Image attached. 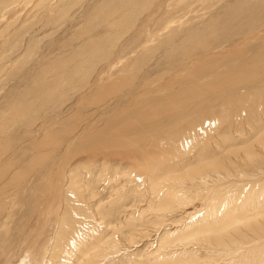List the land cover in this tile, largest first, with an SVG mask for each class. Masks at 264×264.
I'll return each mask as SVG.
<instances>
[{
  "label": "rangeland",
  "instance_id": "rangeland-1",
  "mask_svg": "<svg viewBox=\"0 0 264 264\" xmlns=\"http://www.w3.org/2000/svg\"><path fill=\"white\" fill-rule=\"evenodd\" d=\"M20 1L15 3L16 6L10 3L0 7V116H5L7 119L0 129V134H6L4 142L8 144V151L12 154L6 155L5 158H8L15 168L7 172L0 182L2 196L0 197V264H51V260L52 264H77L80 263L82 253L72 255V248L82 246L81 241L85 242L92 235L95 239H91V244L101 242L105 248L100 251L105 254L110 253L106 258H102L105 261L100 259L102 256H97L90 260L91 264H149L150 251L155 250L162 243V234L166 229L162 231V228L172 227L173 220L178 219L183 211L201 210L204 198L211 199L215 195V192L206 193L209 189L204 191L203 184L198 180L178 181L189 178L186 175L194 165L202 161L217 162L218 160L213 161L216 157L223 162L224 166L217 171L220 176L212 170L207 172L211 175L204 181L205 188L209 185L214 189L216 186L234 181L250 188L261 186L264 181V82L260 79L261 72L257 73L252 69L254 81L249 82L247 79L244 84L234 89V93L237 91L235 96L238 102L236 104L234 101L235 105L230 107L224 108L220 98L214 99V96L223 93L225 88L218 92L206 87L201 95L191 100L195 110L203 107L200 112L198 111L200 114L197 119L192 116V109L188 117L181 116L180 112L183 110L178 109L183 107L169 111L168 105L163 107V104L158 102L155 103L157 109H151L154 103L152 106L148 104L147 107L139 109L138 115L132 104L128 105V109L125 108L128 102L126 100L135 91L144 94L141 96L142 99L158 95L163 100L169 94H177L179 90L185 88L192 90L208 84L213 80V74L231 75L233 67L246 63L257 65L251 62L257 58L260 62L264 61V32L257 40L235 47L245 35L260 26L259 23L256 25L257 21L264 22V10L254 12L259 0H156L153 8L144 10L136 16L133 25L125 22L124 16L118 13L120 8L116 1L109 6L106 0H75L74 5H71L70 1L58 0H45V2L38 0L43 5L37 4L36 0ZM111 12H114L113 16ZM118 15L120 16L117 17ZM115 18L122 20V24L119 28L109 27V23ZM167 20L169 23L166 22ZM165 25L168 27L164 28ZM258 30L260 27L255 29ZM193 31L206 32L203 45L186 38L187 34ZM96 40H103L106 44L112 42L113 46L110 45L111 47L104 50L101 61L90 59L87 61V66L95 63L99 68H103L106 63L118 61L109 74L111 73L110 75L116 78L115 81L120 83L116 84L115 88L109 89V93L100 98V103L91 104V101L86 99L82 104H78L76 101L82 85L64 80L61 84L62 89L51 95L53 103L61 104L62 107L47 108L43 101L33 103L40 84L60 78L58 74L66 65L79 57L78 50L80 51L87 42ZM219 49H226L228 52L241 49L243 55L236 58L231 52L219 55L218 58H210L218 61H215L216 64L212 67L204 69L201 74L194 67L184 70V65L189 64L190 59L198 61L197 59L200 58L202 62L211 63L208 59L210 56H206L207 53H214ZM42 80L47 81L42 82ZM85 80L86 78L83 79ZM218 82L216 85L220 87L221 84ZM235 96L232 99H235ZM69 108L74 113L66 115L65 112ZM17 110L20 111L19 115L9 118L7 113ZM147 111L157 112L159 117L156 116L151 121L134 119V116H141V113ZM116 120L123 127L129 124L127 126L129 137L139 133L140 137L146 138L142 154L134 157L132 154L120 152L117 155L104 156L102 153L93 154L91 147L89 153L75 155L66 169V174H71L76 183L68 186L64 182L62 201L56 209L57 200L48 199L46 174L57 165L64 146L75 144L76 141H73L75 139L70 140L73 136L69 134L70 131H81L84 126L93 123L98 127L104 125V128H110L108 131L105 129L108 136L110 135L109 138L114 132L121 137L123 135L112 128ZM189 120L194 121L190 126L187 125ZM204 121L208 131L206 132L205 128L204 133L200 132L202 136H198L197 132L196 137L191 140L193 131L197 126H202ZM39 125L44 127L40 129ZM41 130L49 131L59 140L50 159L35 163V158L32 157L35 152L33 154L30 147L33 142L31 139L34 133ZM127 132L124 130L125 135ZM175 133H178V136ZM173 135H175L174 139L171 138ZM186 139L191 141L194 148L189 143L187 149L179 150L178 153L176 149L178 140ZM23 142L25 143L22 147H19ZM73 147L74 155L78 152V147H74L75 149ZM248 153L253 154L252 159L245 156ZM121 156H124L122 160L118 158ZM199 156L205 160H199ZM72 167L74 168L71 171ZM124 171L131 173L132 178L138 176L141 180L144 176V181L132 186L134 181L127 183L129 179L126 178V184L121 186L120 181L123 183V179L128 175ZM15 172L22 173L24 177L22 182L16 185L9 179ZM227 172L228 175H225ZM192 177L197 179L199 176L196 173ZM215 177L217 181H214ZM182 183L193 186L200 183V189L190 190L186 194V199L176 197L165 203L154 201L153 192L162 189L164 193L168 187L180 186ZM118 196L120 200L114 203ZM221 199L220 197L218 201ZM149 201L155 214L179 207L184 210L165 217L160 223L161 220H157L147 209ZM64 203L69 207L64 206ZM62 206L68 207L70 212H75L77 217L73 216L72 219L75 220L71 229L66 228L65 231L68 229L66 233L63 232L65 237L62 235L63 238L62 236L59 238L56 234ZM141 209L145 210L142 217H139L137 214ZM7 211L9 219L3 221L2 219L6 217L3 216V212ZM39 213L42 218L37 217ZM53 214H56V218ZM196 221L197 219H194L192 222L196 223ZM44 223H48L47 226H44ZM106 224L110 225V229H106ZM213 228L216 226L207 225L194 231L189 230L187 235L184 234L183 239ZM34 232L37 235H34ZM79 234L81 240L78 241ZM86 236L88 239L85 240ZM26 237L33 238L29 244L30 248L26 246L27 241L24 239ZM109 240H115L117 251L108 247ZM61 242L67 245H62ZM57 246H60L59 250ZM94 246L96 244L91 248ZM197 250V259H205L206 248L199 246ZM53 251L56 254L60 252L57 254L58 257ZM96 251L94 249L92 254ZM194 259L184 261L190 264ZM84 264L89 263L84 261Z\"/></svg>",
  "mask_w": 264,
  "mask_h": 264
},
{
  "label": "bare ground",
  "instance_id": "bare-ground-1",
  "mask_svg": "<svg viewBox=\"0 0 264 264\" xmlns=\"http://www.w3.org/2000/svg\"><path fill=\"white\" fill-rule=\"evenodd\" d=\"M19 1L20 0H0V7H2L3 5L4 6L9 5L10 3H12V4H14V6H16L15 3L19 2ZM23 1L26 2V0H23ZM40 1L41 0H39V2ZM58 1H61V2L70 1L71 5H74L76 3L75 0H58ZM80 1H82V0H80ZM113 1L117 2L118 6L120 8L118 13H120V15L122 14L124 16L125 22L132 23L131 25H133L134 21L136 20V16L139 15L144 10L153 8L155 6L156 0H106V4L109 6V4L112 3ZM199 1H205V0H199ZM259 1H260L259 3H258V1L256 2L258 4H256V6H255L256 8H255L254 12H259L261 10H264V0H259ZM20 2H22V1H20ZM36 2H38V0H36ZM39 2L37 4H40ZM44 2H45V0H44ZM12 4H11V6H12ZM40 5H43V4L41 3ZM53 5H54V3H53ZM57 8H59V7H57ZM53 9L55 10V8H53ZM252 9H253V7H252ZM252 9H251V11H252ZM59 10L61 11V5H60ZM113 13L114 12L110 13L111 16H113ZM120 15H118L117 17H119ZM166 22H168V20ZM257 23H259L258 25H260V26L255 27L254 31L252 33H250V34L246 33L247 35H245V36L243 35L244 37H243L242 41L235 44V47L236 46L240 47L245 42L249 43L252 40H257L259 38L260 34L261 35L263 34L262 32H264V25H263L264 22L263 21L262 22L257 21L256 25H257ZM121 24H122V20L115 18L113 21H111L109 23V27L119 28ZM249 25H252V23H249ZM166 27H168V25L164 26V28H166ZM259 27H260V30L255 31V29L257 30V28H259ZM204 34H206L205 31H201V32L200 31H196V32L193 31V32L188 33L186 38L190 41H196L198 43H201V45H203L204 44L203 41L205 38ZM186 42L187 41H185V43ZM107 43L108 44H106V42H104L103 40H101V41L96 40V41H89V42H87V44L82 46L81 47L82 49L80 48V51L78 50V52L80 54L79 57H76L77 55L74 56V58L76 57L75 58L76 61L73 60L72 63L67 64L66 67L63 69V71H61L58 74L60 76V78H58V79L54 78V79H56L55 81H48V82H46L47 80L46 81L42 80V82H46V83H42L38 87L37 94L35 96L36 99L35 98H34L35 100L33 99V101H34L33 103H35L36 101H43L46 104L47 108L52 107V106L62 107L61 104H54L53 103L51 95L54 92H56L57 90L62 89L61 84L64 80H66V82H68V83L76 82L77 85H82V89L78 88L79 89L78 97L76 96L77 97L76 102L78 104H82V102L86 99L90 100L91 104L100 103V101H99L100 98H102L104 96V94H108L110 91L109 89L115 88L117 86L116 84L120 83L119 81H117V82L115 81L116 78L112 77L113 75H110L111 73L109 74V72L111 71V68L118 61L106 63L105 65H103V68H99L98 65L95 63L92 64L91 66H87V61L90 59H94L96 61H98V60L101 61L103 56H104V50L113 46L112 42H107ZM184 47H186V45ZM235 47L233 49H235ZM226 49L225 50L219 49V51L215 50L216 52L214 51V53H207L206 56H208V57L210 56L208 59L213 58V57L218 58L219 55H223V54L226 55V53L232 52V51L228 52V51H226ZM173 52H175V51H173ZM242 55H243V51L241 49H239L238 51L235 50L232 52V56L233 57L236 56V58H238ZM194 59L196 60L197 58L195 57ZM199 59L200 58L197 59L198 61H191V59H190V62L187 61V62H189V64L184 65V70L186 71V70H189L192 67H194L198 70L197 72L201 74L204 71V69L212 67L213 65L216 64L215 61H218L216 59H213V60L210 59L209 61H211V63H205L206 61L202 62ZM257 60L253 59L251 61L252 63H255L257 65H248L246 63V64H241L239 66L233 67V71H232L231 75H220V74L214 75L213 74V77H212L213 80L210 81L208 84H204L203 86H198L196 88H193L192 90H187L188 88H185L183 90H179V92L177 94H174V93L169 94L163 100L158 95H151V96H149L150 100H149V97L146 99L143 98L144 99L143 100L141 96L144 94H140V93L135 91L131 94L132 96L129 97L130 100H129V98H128V100H126L128 102L125 105L126 106L125 108L128 109V105L132 104V106L136 108L135 109L136 115H138L139 109L147 107L148 104L152 106L153 103L157 104V102H158L161 105L163 104V107L165 105H168L169 109H170L169 111L176 110L177 107L178 108L183 107V109L177 108L178 110H183V112H180V114H182L181 116L188 117L189 114L191 115V109H192V116L194 117V119H197L198 115L200 114L199 112L203 107L201 109L197 108V110H195L193 103H191V100L195 96L201 95L203 93V90L206 87H209L210 89H212L214 91H218V92H220V90L222 88H225L226 90L221 94L219 93V95L216 94L214 96V99L220 98L223 102L224 108H225V106L226 107H230L231 105L233 106V105H235V103L237 104V102H238L237 96H235L237 91L234 93V89L238 88L240 84H244V81L247 79H249V82L254 81L253 80V79H255L253 77V75H254L253 71L254 70H252V69H255L257 71V73H259V72L262 73L260 79H262V81L264 82V61L260 62V60L258 58H257ZM209 61H207V62H209ZM184 70L183 71L181 70V71L185 73ZM41 73H42V71H41ZM170 77H172V75ZM85 78H86V80L83 81V79H85ZM168 82L169 81H167V83ZM216 82H218V84H221V86L218 87L216 85ZM165 85H166V83H165ZM164 87H166V86H164ZM171 96H173V97L171 98ZM233 96H235L236 98L232 99ZM165 99H166V101H164ZM234 101H235V103H234ZM226 102H229V103H226ZM31 103H32V101H31ZM156 104L154 106H152L151 109H157L155 107ZM58 105H61V106H58ZM10 107H12V105ZM121 108H122V106H121ZM172 108H174V109H172ZM66 109H65V111H66ZM185 110H186V112H185ZM19 113H20V111L17 110L14 112L11 111V112L7 113V115H9V118H13L16 115H19ZM65 113H66V115L67 114L71 115L74 112L72 110H70V108H69ZM156 113L154 111H147V112H144V114L141 113V116H134V119H137V120L145 119L146 121H151L152 119H155L156 116L159 117V115ZM61 114H64V113H61ZM48 116H50V115H48ZM56 116H58V115H56ZM122 116H124V115H122ZM6 120L7 119L5 116H0V129H2L4 122ZM51 120H53V119L51 118ZM193 120H189V122H188L189 124H187V125L190 126V124H192V122H194ZM205 122L206 121L203 122L204 124H202V126H197L196 129L194 127L195 130L193 131L191 140L196 137L197 132L199 134L198 136H202L200 132L204 133L205 128H206V132L208 131L207 127H205ZM49 125H50V123H49ZM95 125L93 123L92 124L89 123L88 125H86L87 127L84 126V128H82L81 131H78V132H77V130H75L73 132L70 131L69 134H71V135L73 134V136H71L72 138L70 140L75 139L73 141H76V142H75V144L73 143L74 145L73 144L72 145L74 147H76V146L78 147L77 148L78 152L73 155V153H72L74 151V150H72L73 146L65 145L64 149L61 152V157L57 161L58 162L57 165L54 166L53 170L50 169L46 174L47 182H48L47 189L49 191L48 199L50 201H52L53 199L57 200V203L55 204L56 209L59 207V205L61 204V201H62L61 200V197H63L62 196V188L66 185V183L68 184V186L76 183L75 181H73L71 174H69V175L66 174V169L71 164L75 155H77L79 153L80 154L85 153V152L89 153L88 150H90L91 147H93V148L91 149L92 151L91 150L90 151L94 152L93 154L102 153L104 156L117 155L121 152L122 154H132L134 157H137V156H140L144 150L146 138L140 137L139 133H136L137 135L134 137L133 136L129 137L130 134H128V132H127L128 128H129L127 126H129V124H126V127H123V125L121 123H119V121H117V120H116V123L114 125L112 123V125H113L112 128L117 129L119 131L118 133H120L123 136L118 137L117 133L114 132V134L111 136V138H109L110 135L108 136V133H107V131L110 128L106 129L103 127L104 125H102V126L99 125V127L95 126ZM39 127L41 129L44 126L39 125ZM201 127H203V129ZM120 129H122V130H120ZM124 130H126V132H127L126 135L124 133ZM129 131H131V130H129ZM67 134H66V136L69 135V134L68 135ZM111 134H112V132H111ZM175 134H177V136H178V133H175ZM5 135H4V133L0 134V182L2 181L4 176L7 174V172H9L12 169H15L12 167L11 161H9L8 158H5L6 155L8 156L9 154L10 155L12 154V153H9V151H8V146H7L8 144L4 142ZM35 138H36V140H35ZM130 138H131V140H130ZM171 138L174 139L175 135H173V137L171 136ZM180 139L181 138H179V140ZM31 140H33V142H32L30 147H32L31 149L33 151V154L35 152V154L32 157L35 158L34 162L37 163V162H41V161L48 160L51 158L50 155L52 154L53 150L57 147L59 139L57 136L53 135L49 131L41 130L38 133H34L33 138ZM179 140L177 142V148H176V146H174V148H176L178 150L177 151L178 153H179V150H182V149L185 150L186 146H189V143H190V146H192V148H194L191 141L189 142L187 139L184 141H179ZM28 141L30 143V140H28ZM24 143L25 142L20 143L19 147H22V145ZM70 143H72V141ZM175 144H176V142L174 143V145ZM261 147H263V146H261ZM9 150H11V149H9ZM184 150H182V151H184ZM7 151H8V154H7ZM189 151H190V149H189ZM180 153L182 154V152H180ZM244 153H247V152L244 151ZM56 154L59 155L58 153H56ZM190 154H191V152H190ZM91 155H92V153H91ZM252 155H253L252 153L245 154V156L247 158H251ZM92 156H94V155H92ZM89 157H91V156H89ZM122 157H124V156H121L118 158H120L122 160L123 159ZM216 158H214L213 161L218 160L217 162L205 163V161H202L201 163L194 165V168L189 170L187 175H186V177H189V178L178 179L179 182H185L184 180H189V181L198 180L203 184L204 191L206 189H209L208 191H206V193L215 192V195H213V197L211 199L204 198V205H203L201 210H199V211H188V210H186V211L181 212L184 209L179 207L178 209H168L164 212H157L155 214L153 212L155 210H154V208L152 209V207L150 206V201H149V207L147 209H149V211H151L153 213L154 217L157 220H161L160 223L163 222L165 217H168L172 214L174 215V213H176V212H181L180 217L178 219L173 220L174 225L172 227H170V228L165 227V226L163 228L161 227L162 231L164 228H166L164 230L165 233L163 232V234H162V236H163L162 243L159 244L158 248L150 251L149 258H148L149 261L147 260L149 264H186L187 261H184V260H189L191 258H195V259L190 264H194V263L195 264H198V263L199 264H201V263H203V264H264V189H262V187H264V181L262 182L260 187L255 186L252 188L246 187L245 185H240L239 182H235V181L231 182L229 184H223V185L216 186V188H214V189H213V187H211L209 185L207 186L208 188H205V182L204 181L208 180L209 176L211 175V174H207V172L209 173L212 170V171L216 172V175L220 176V174H218L217 171L224 166L222 164L223 163L222 160L219 158H217V159ZM238 158H239V156H238ZM198 159L203 160L204 158L202 159L201 156H199ZM88 163H89V161H88ZM74 166L76 167L78 165H74ZM73 168L74 167L70 168V170L72 171ZM68 171H69V169H68ZM124 172L125 173L127 172L128 175L123 179V183H121V181H120L119 185L121 184V186H124L126 184V181H127V180H125L126 178L129 179V181H127V183H130L131 180L134 181V183H132V186H136L137 184H141L142 180L144 179L143 178L144 176L141 177L140 175L139 176L141 177V180L138 176L136 178L133 176V178H132L131 173H129L128 171H124ZM196 173L198 174L199 177L197 179H194L192 176ZM228 173L229 172L225 173V175H228ZM9 179L12 183H14L16 185L18 182L19 183L22 182L24 177H23L22 173L15 172V173H13L11 178H9ZM9 179H8V181H9ZM214 181H217V177L214 178ZM64 182H65V185H64ZM78 187H80V186L78 185ZM167 189L168 190H166V192H164V193H162V189L159 190L158 192H153L155 194V196L153 197L154 201H162V203H165V202L169 201L171 198H176V197H179L180 199H186L187 198L186 194L189 193L190 190L200 189V183H196L194 186L193 185H184V183H182V184H180V186H175V187L170 186ZM2 190H3V188H2ZM79 190H80V188H79ZM0 197H2L1 194H0ZM220 197L222 199L218 201V199ZM46 199H47V197H46ZM118 200H120L119 196H118V198H116L114 200V203H117ZM2 201H3V199H2ZM63 205L68 206L67 203H64ZM150 207H151V210H150ZM62 208H63L62 209V215H61V218L58 222L59 229H58V232L56 234L59 238H61V236L63 235V232L65 231L66 228L69 229L71 226H73L72 224L75 220V219H72L73 216H75V218L77 217L75 212H70V210H68L66 207H63V206H62ZM144 210L145 209H141L140 211L138 210L137 215H139V217H142L141 215L144 214ZM37 215H38L37 217H41L40 213ZM53 215H54L53 217L56 218V214H53ZM3 216L4 217L6 216V217L2 220L6 221L7 219H9V212L8 211L3 212ZM194 219L195 220L197 219L196 223L192 222V221H194ZM155 222H157V221H155ZM47 224L48 223H44V226H47ZM157 225H159V224H157ZM207 225L208 226H216V228L210 229L209 231L206 230L202 233L194 235L191 238L186 236V238L184 237V239H183L184 234L187 235L188 234L187 232L189 230L194 231L196 228H202V227L207 226ZM1 229H4V228H1ZM41 229H43V228H41ZM78 229H79V227H78ZM106 229H110L109 224H106ZM111 229H113V228H111ZM38 230H40V229L38 228ZM73 230H75V229L73 228ZM166 230H168V232ZM66 231H65V233H66ZM77 231L79 232V230H77ZM34 235H37V233L35 234V232H34ZM166 235L168 237H166ZM57 236H56V239L58 240ZM63 236H62V238H63ZM79 236H80V234L78 235V238H79ZM83 237H85V236H83ZM24 239L27 241L26 246H28L30 248L29 244H30V242L33 241V238L26 237ZM86 239H88L87 236H86L85 240ZM91 239H95V238H93V235L91 238H89L85 242L81 241L82 246H75L74 248H72L73 249L72 255H75L78 252H79V254L82 253L81 257L79 259L80 263L77 262V264H82V263L84 264V261L91 264L92 263V261H90L91 259H94L97 256H102L100 258L102 260V258H106L107 254L110 253V252L106 253V254L102 253L103 251H100V250L105 248L103 246V243L96 242V243L91 244L92 243ZM79 240H81V237L78 239V241ZM75 241H77V240H75ZM70 242L72 243V241H70ZM109 242L110 243L107 242L109 244L108 247L112 248L113 251H117V250H115L117 247L115 240H111V241L109 240ZM55 243H56V241H55ZM58 243H60V242H58ZM61 244H62V242H61ZM95 244H96V246L91 248V246H93ZM64 245H67V244L65 243ZM55 246H53V247H55ZM100 246L101 247L103 246V247L101 248ZM199 246H203L204 248H206L205 259L204 258H202V259L198 258L197 259V252H198L197 247H199ZM59 247L58 246L56 247L57 250H59L58 249ZM190 247H192V248H190ZM63 249H64V247H63ZM94 249H96L97 251L95 252V254H92ZM60 250H61V248H60ZM62 252H64V251H62ZM67 252H68V250H67ZM58 253H60V252H57V254ZM65 253H66V251H65ZM68 253H66V254H68ZM57 254H56V257H58ZM70 257H71V255H70ZM49 259L51 260V258H49ZM82 260H84V261H82ZM107 260H108V258H107ZM47 261H49V260H47ZM102 261H105V260H102ZM52 262L53 261L51 260V264H52ZM62 262H63V260H62ZM98 262H100V261H98ZM54 263H55V261H54ZM47 264H49V263H47Z\"/></svg>",
  "mask_w": 264,
  "mask_h": 264
}]
</instances>
